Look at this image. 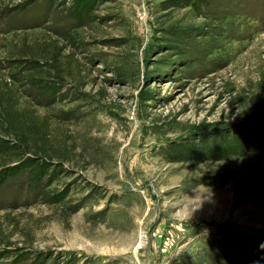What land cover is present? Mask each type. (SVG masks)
<instances>
[{"label": "rangeland", "instance_id": "374dc122", "mask_svg": "<svg viewBox=\"0 0 264 264\" xmlns=\"http://www.w3.org/2000/svg\"><path fill=\"white\" fill-rule=\"evenodd\" d=\"M0 264H264V0H0Z\"/></svg>", "mask_w": 264, "mask_h": 264}]
</instances>
